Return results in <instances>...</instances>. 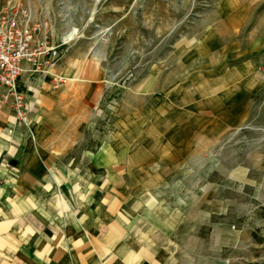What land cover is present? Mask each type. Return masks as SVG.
<instances>
[{"label":"rangeland","instance_id":"obj_1","mask_svg":"<svg viewBox=\"0 0 264 264\" xmlns=\"http://www.w3.org/2000/svg\"><path fill=\"white\" fill-rule=\"evenodd\" d=\"M9 1L71 38L28 99L64 163L117 165L102 188L172 228L177 264H264V0Z\"/></svg>","mask_w":264,"mask_h":264},{"label":"crops","instance_id":"obj_2","mask_svg":"<svg viewBox=\"0 0 264 264\" xmlns=\"http://www.w3.org/2000/svg\"><path fill=\"white\" fill-rule=\"evenodd\" d=\"M37 77L19 80L27 100ZM14 118L13 109L0 106V264H177L171 237L154 240L172 228L158 227L157 219L146 225L150 214L102 188L119 183L117 165L98 177L103 166L94 159L80 175L64 163L71 139L57 144L50 119L42 126L35 119L32 138Z\"/></svg>","mask_w":264,"mask_h":264},{"label":"built area","instance_id":"obj_3","mask_svg":"<svg viewBox=\"0 0 264 264\" xmlns=\"http://www.w3.org/2000/svg\"><path fill=\"white\" fill-rule=\"evenodd\" d=\"M70 41L51 43L46 27L36 22L29 8L15 1L0 8V106L13 109L16 124L32 138L29 104L19 80L48 75L57 87L63 77L52 70Z\"/></svg>","mask_w":264,"mask_h":264},{"label":"bare ground","instance_id":"obj_4","mask_svg":"<svg viewBox=\"0 0 264 264\" xmlns=\"http://www.w3.org/2000/svg\"><path fill=\"white\" fill-rule=\"evenodd\" d=\"M71 38H63V37H60V39H59V42H65V41H68V40H70ZM58 42V43H59Z\"/></svg>","mask_w":264,"mask_h":264}]
</instances>
